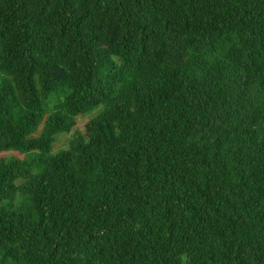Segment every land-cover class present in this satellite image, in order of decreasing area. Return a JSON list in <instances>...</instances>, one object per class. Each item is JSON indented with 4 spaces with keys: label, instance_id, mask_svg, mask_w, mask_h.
<instances>
[{
    "label": "trees",
    "instance_id": "obj_1",
    "mask_svg": "<svg viewBox=\"0 0 264 264\" xmlns=\"http://www.w3.org/2000/svg\"><path fill=\"white\" fill-rule=\"evenodd\" d=\"M3 152L0 264H264V0H0Z\"/></svg>",
    "mask_w": 264,
    "mask_h": 264
},
{
    "label": "rangeland",
    "instance_id": "obj_2",
    "mask_svg": "<svg viewBox=\"0 0 264 264\" xmlns=\"http://www.w3.org/2000/svg\"><path fill=\"white\" fill-rule=\"evenodd\" d=\"M88 117H89V115L79 117L77 119L76 127L78 129L82 130L83 127H84L85 122L88 119ZM70 138H71V134H68V133L67 134L66 133L65 134H58L56 136V140L53 143V151L56 152L59 149L66 147ZM10 155L17 156L18 153L17 152H3V153H0V157H8Z\"/></svg>",
    "mask_w": 264,
    "mask_h": 264
}]
</instances>
